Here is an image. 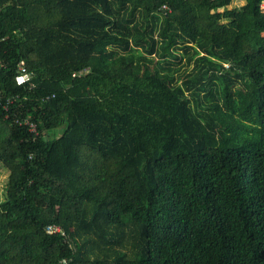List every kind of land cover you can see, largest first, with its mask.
<instances>
[{"label":"trees","instance_id":"16d2710c","mask_svg":"<svg viewBox=\"0 0 264 264\" xmlns=\"http://www.w3.org/2000/svg\"><path fill=\"white\" fill-rule=\"evenodd\" d=\"M232 1L0 0V264H264V0ZM125 75L167 90L106 107Z\"/></svg>","mask_w":264,"mask_h":264},{"label":"rangeland","instance_id":"374dc122","mask_svg":"<svg viewBox=\"0 0 264 264\" xmlns=\"http://www.w3.org/2000/svg\"><path fill=\"white\" fill-rule=\"evenodd\" d=\"M244 0H233L232 6L240 5L243 3ZM121 83H127L135 87L139 91H162L167 90L166 85L164 82L155 77H148V78H134L129 75L115 77L111 82H105L103 91L106 93V99L103 100V104L110 108H114L115 104L118 101V90L120 88ZM108 91V93H107ZM9 171L5 168V166L0 162V191L7 183Z\"/></svg>","mask_w":264,"mask_h":264},{"label":"built area","instance_id":"2783aa9c","mask_svg":"<svg viewBox=\"0 0 264 264\" xmlns=\"http://www.w3.org/2000/svg\"><path fill=\"white\" fill-rule=\"evenodd\" d=\"M31 73L26 69L24 66V63L22 62L19 67V73L16 77V80L18 84H26L28 82H31ZM34 85L32 84V87ZM54 96V95H53ZM14 102V99L11 97L4 98L2 91L0 90V107L4 108V110H9L10 105ZM7 116H9L7 114ZM15 122L18 125L26 126L28 127L29 131L32 133L38 135L42 133L44 137H46V131L43 128H40L38 124L34 121H32L29 118H15ZM44 231L48 234H54V233H64L63 229L60 225L57 224H49L44 228ZM65 261V260H64Z\"/></svg>","mask_w":264,"mask_h":264},{"label":"crops","instance_id":"0c3cea01","mask_svg":"<svg viewBox=\"0 0 264 264\" xmlns=\"http://www.w3.org/2000/svg\"><path fill=\"white\" fill-rule=\"evenodd\" d=\"M4 187L1 189V191H0V201L3 199V197H4Z\"/></svg>","mask_w":264,"mask_h":264}]
</instances>
